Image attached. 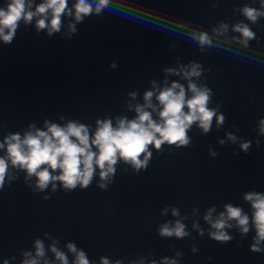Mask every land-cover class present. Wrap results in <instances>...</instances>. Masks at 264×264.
Masks as SVG:
<instances>
[{"label": "clouds", "instance_id": "clouds-1", "mask_svg": "<svg viewBox=\"0 0 264 264\" xmlns=\"http://www.w3.org/2000/svg\"><path fill=\"white\" fill-rule=\"evenodd\" d=\"M110 0H3L0 3V44L11 45L16 39L18 30L23 24L26 28L34 27L37 34L44 32L48 37L63 34L71 39L78 33L77 25L95 15L101 16L108 8ZM259 4V7L252 6ZM213 8L216 4L213 3ZM244 20L229 25L223 21L208 31L196 29L186 31L187 37L204 53L207 49L219 47L222 40L225 45L237 44L243 49L255 40L260 43L250 25H256L264 18V0H251L241 7L233 9ZM247 21L245 23L244 21ZM191 20L180 21L176 27L181 30L190 29ZM231 31V35L229 32ZM215 39V43H214ZM172 43L169 49H175ZM109 69L115 70L118 62L113 60ZM163 79H151L150 87L142 94V102L138 100V92L127 93L125 103L127 112L134 115H117L97 118L95 126L75 119L59 117L60 122L45 119L41 127L30 123L21 132H7L0 139V191L10 186L23 173L26 187L34 193H55L62 190L65 194L88 189L94 180L96 186L106 191L114 183L117 168L123 164L134 174L146 171L150 165L153 150L162 153L164 147L181 149L192 146L189 133L195 127L200 135H207L215 125L217 131L222 129L226 117L219 111L221 105L212 107L213 90L201 82L205 72L203 65L194 60L183 64L176 60L174 67L163 68ZM178 77V79H169ZM183 81V83H182ZM234 132H225L224 138H217V143L237 145L239 150L248 154L255 143L260 147V140L245 139L237 136L239 128L233 126ZM257 137L264 136V118H260L253 128ZM237 153L233 151V155ZM208 155L215 159L218 152L211 145ZM98 178V179H97ZM42 199H51V194ZM242 199L250 206L246 212L241 206L231 202L223 204V210L215 205L205 209L202 220L208 228L199 223V209L193 207L191 228L199 236H207L223 245L235 239L229 230H235L246 238L254 232L249 251L264 252V192L246 191ZM171 215V220L159 224L156 233L161 239H184L190 236L187 225L189 219L182 215L176 206L166 205L160 210V216ZM45 241H48L46 244ZM66 249V251H65ZM193 244L191 252L196 253ZM20 264H124L123 259H110L100 256L98 261L89 258L87 252L78 248L73 241L64 243L49 232H44L43 239L37 237L32 241L30 250H22ZM183 253L175 251L174 256H163L159 260L153 258L152 252L128 260V264H181ZM211 259V257H208ZM16 257L4 258L2 264H13Z\"/></svg>", "mask_w": 264, "mask_h": 264}]
</instances>
